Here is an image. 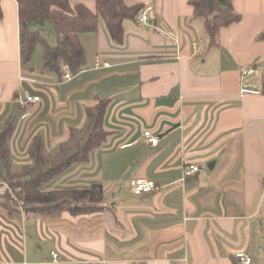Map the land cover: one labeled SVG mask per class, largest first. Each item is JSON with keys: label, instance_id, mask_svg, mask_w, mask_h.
<instances>
[{"label": "crops", "instance_id": "obj_1", "mask_svg": "<svg viewBox=\"0 0 264 264\" xmlns=\"http://www.w3.org/2000/svg\"><path fill=\"white\" fill-rule=\"evenodd\" d=\"M191 1L126 0L153 6L175 38L127 20L116 45L101 20L80 36L85 68L61 80L35 53L23 64L18 4L0 0V123H14L15 164L30 163L36 135L57 152L86 124V108L110 100L107 141L47 189L101 184L105 209L19 219L0 206V264H242L237 253L264 264V95L241 91L260 90L259 67L264 75V0H232L242 20L216 47ZM246 66L258 74L242 80ZM20 90L40 102L20 104ZM189 164L201 173L184 178ZM135 180L159 189L135 196Z\"/></svg>", "mask_w": 264, "mask_h": 264}, {"label": "trees", "instance_id": "obj_2", "mask_svg": "<svg viewBox=\"0 0 264 264\" xmlns=\"http://www.w3.org/2000/svg\"><path fill=\"white\" fill-rule=\"evenodd\" d=\"M15 1L19 9L23 64H29L37 46L42 45L45 66L61 80H64V67H68L75 76L86 66V53L80 40L82 34L97 32L102 20L112 41L122 45L126 35L125 21H137V16L146 8L141 3L128 6L126 0H93L94 9L71 0ZM190 3L195 17L203 20L210 47L219 45L224 28L242 20V16L233 9L232 0H192ZM3 16L0 3V21ZM49 28L55 31V45L49 43L43 33ZM260 39L264 40V34ZM260 82V92L264 95V75ZM109 104L110 100H102L86 108L84 127L72 128L69 138L55 153L46 150L41 135L33 137L28 164L17 165L11 159L10 140L15 132L14 123H0V206L19 219L24 214L58 219L64 213L82 216L103 211L105 193L101 184H92L89 188L47 189L74 167L88 164L93 152L102 148L109 136L105 129Z\"/></svg>", "mask_w": 264, "mask_h": 264}, {"label": "built area", "instance_id": "obj_3", "mask_svg": "<svg viewBox=\"0 0 264 264\" xmlns=\"http://www.w3.org/2000/svg\"><path fill=\"white\" fill-rule=\"evenodd\" d=\"M137 22L144 25L150 26L157 31H161L166 33L169 36L175 35L170 31V28L167 22L160 17L158 14L155 13V9L153 6L146 7L138 16ZM196 46V44H195ZM242 73V80H245L248 77L254 76L258 74V70L253 66H246L241 69ZM72 78V74L69 71L68 67H64L63 79L70 80ZM242 95H260L261 92L259 89L253 88L250 85L244 84L242 87ZM18 101L22 105H28L32 103L40 102V97H35L30 95L29 93L20 90L18 92ZM144 137L146 138L147 142L153 146H156L159 143V138L154 136L150 131L144 132ZM203 167L189 164L184 168V178H191L194 177L196 174L201 173ZM158 185L153 180H135L132 183V193L135 196H142L148 194L154 190H157ZM52 257L55 261L58 259V254L53 253ZM237 259L242 262V264H252V259L247 256L245 253H237Z\"/></svg>", "mask_w": 264, "mask_h": 264}, {"label": "rangeland", "instance_id": "obj_4", "mask_svg": "<svg viewBox=\"0 0 264 264\" xmlns=\"http://www.w3.org/2000/svg\"><path fill=\"white\" fill-rule=\"evenodd\" d=\"M72 3H77L79 1H83V0H71ZM85 1H88V2H92L90 3V7L94 9V1L93 0H85ZM127 21V20H126ZM201 22V21H200ZM45 34V37L47 38L48 42L51 43L52 45H55V41H56V34H55V31L53 30V28H49L48 31L47 30H44L43 32ZM205 37V36H204ZM43 55H44V49H43V46L42 45H38L37 48H36V52H35V56H39V57H42L43 59ZM34 58V56H33ZM262 69L259 67V79H261L262 77ZM258 77H255L258 78ZM259 80H257L258 82ZM256 82V81H255ZM26 233H27V230H26ZM34 247V246H33ZM31 247L29 246V251L31 252Z\"/></svg>", "mask_w": 264, "mask_h": 264}]
</instances>
